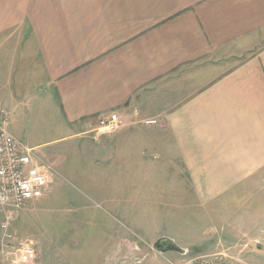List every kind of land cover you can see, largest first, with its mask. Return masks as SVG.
I'll use <instances>...</instances> for the list:
<instances>
[{
    "label": "crops",
    "instance_id": "crops-1",
    "mask_svg": "<svg viewBox=\"0 0 264 264\" xmlns=\"http://www.w3.org/2000/svg\"><path fill=\"white\" fill-rule=\"evenodd\" d=\"M5 61L30 68L17 94L43 89L61 127L94 142L100 114L158 117L111 142L126 144L128 163L173 171L214 228L196 242H219L214 221L236 199L243 227H264V0H0ZM128 254L115 264L142 258Z\"/></svg>",
    "mask_w": 264,
    "mask_h": 264
},
{
    "label": "rangeland",
    "instance_id": "rangeland-1",
    "mask_svg": "<svg viewBox=\"0 0 264 264\" xmlns=\"http://www.w3.org/2000/svg\"><path fill=\"white\" fill-rule=\"evenodd\" d=\"M3 63L0 109L10 112V134L30 148L39 146L33 153L53 170L49 188L12 212L9 229L31 237L36 249L34 259L21 264H115V258L125 253L135 254V259L142 257L136 264H166V256L178 262L188 256L211 255L224 264H264V233L260 232L264 227H243L245 212L234 209L237 199L229 203L233 208L222 214L226 220L214 221V240L219 242L208 247L196 242L203 241L214 228L209 226L205 211L193 208L194 196L179 193L181 184L172 170H165L163 162H126L128 147L112 143V133L97 130L98 142H94L88 132L65 131L57 108L43 89L32 99L15 91L14 80L21 73L28 74L30 68L23 71L19 61L13 66L9 61ZM9 79L12 86L5 82ZM119 116V129L125 124L147 127L159 120L139 114L132 119ZM151 120L154 123L146 124ZM65 136L69 137L58 139ZM222 223L228 226L220 227ZM237 223L243 229L233 226ZM160 236L172 237L186 254L153 252L152 242ZM3 252L7 249L0 245V263L15 264Z\"/></svg>",
    "mask_w": 264,
    "mask_h": 264
},
{
    "label": "built area",
    "instance_id": "built-area-1",
    "mask_svg": "<svg viewBox=\"0 0 264 264\" xmlns=\"http://www.w3.org/2000/svg\"><path fill=\"white\" fill-rule=\"evenodd\" d=\"M10 117L0 109V242L3 252L15 264L29 262L35 257L31 237L18 235L9 229L12 212L26 207L53 183L50 164L39 159L33 148L24 145L7 129ZM154 123L153 120L146 121ZM120 116L107 112L96 116L95 131L114 133L119 129ZM52 170V171H51ZM51 171V172H50ZM169 264H224L211 256H195Z\"/></svg>",
    "mask_w": 264,
    "mask_h": 264
},
{
    "label": "water",
    "instance_id": "water-1",
    "mask_svg": "<svg viewBox=\"0 0 264 264\" xmlns=\"http://www.w3.org/2000/svg\"><path fill=\"white\" fill-rule=\"evenodd\" d=\"M153 250L161 253V254H165L168 253L169 251H174L177 252L178 254L184 255L186 254V250L183 249L180 246H177V243L166 236H160L158 238H156L153 242H152V246Z\"/></svg>",
    "mask_w": 264,
    "mask_h": 264
}]
</instances>
